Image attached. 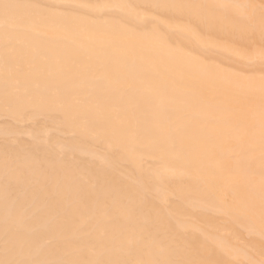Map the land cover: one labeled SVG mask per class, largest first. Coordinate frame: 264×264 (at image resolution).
<instances>
[{
	"label": "bare ground",
	"instance_id": "obj_1",
	"mask_svg": "<svg viewBox=\"0 0 264 264\" xmlns=\"http://www.w3.org/2000/svg\"><path fill=\"white\" fill-rule=\"evenodd\" d=\"M0 261L264 264V0H0Z\"/></svg>",
	"mask_w": 264,
	"mask_h": 264
},
{
	"label": "snow or ice",
	"instance_id": "obj_2",
	"mask_svg": "<svg viewBox=\"0 0 264 264\" xmlns=\"http://www.w3.org/2000/svg\"><path fill=\"white\" fill-rule=\"evenodd\" d=\"M154 7H161V5H153ZM21 7L20 5H12V4H3L2 8L4 11L5 16L7 17L9 12L13 9V8H18ZM0 264H28V262L26 261H0Z\"/></svg>",
	"mask_w": 264,
	"mask_h": 264
}]
</instances>
